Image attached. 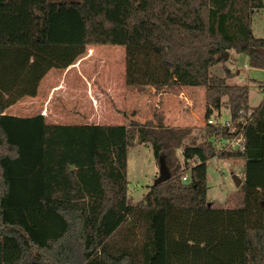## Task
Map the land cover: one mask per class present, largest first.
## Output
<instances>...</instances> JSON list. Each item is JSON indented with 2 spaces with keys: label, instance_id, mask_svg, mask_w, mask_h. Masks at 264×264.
<instances>
[{
  "label": "trees",
  "instance_id": "1",
  "mask_svg": "<svg viewBox=\"0 0 264 264\" xmlns=\"http://www.w3.org/2000/svg\"><path fill=\"white\" fill-rule=\"evenodd\" d=\"M263 7L262 0H0V264H264V83L250 107L248 86L228 83L229 68L222 77L210 71L231 51L264 70V37L251 30ZM95 45L125 47L128 86L166 87L174 71L187 74L183 82L204 89L216 122H205L198 142L186 127L4 113L34 97L49 70L67 69ZM237 130L243 149L219 148ZM134 141L148 144L170 173L137 203L126 176ZM213 157L243 161L242 207L207 201Z\"/></svg>",
  "mask_w": 264,
  "mask_h": 264
},
{
  "label": "rangeland",
  "instance_id": "2",
  "mask_svg": "<svg viewBox=\"0 0 264 264\" xmlns=\"http://www.w3.org/2000/svg\"><path fill=\"white\" fill-rule=\"evenodd\" d=\"M79 1V0H69ZM160 3H187L189 0H158ZM205 3L206 0H197ZM263 4H264V0ZM251 30L254 36L264 37V7L251 17ZM88 48L69 71H79L85 79L79 80L77 94L67 90L63 94L54 91L45 94L44 87L39 88L38 97H24L4 113L17 116H30L46 110V113L59 114L57 122L61 124H123L148 125L152 127L176 126L190 128L189 135L202 140V127L208 119H215L217 112L205 106L204 89L199 85L184 83V74L180 70L172 73L173 83L166 87L128 86L125 84V47L121 45H95ZM226 66L233 77L228 83L248 86V104L254 107L263 95L264 70L247 65V56L231 51L226 61L216 64L210 71L224 76ZM51 69L48 73L58 72ZM47 75V76H48ZM43 90V92H42ZM52 92V91H51ZM72 92V93H71ZM85 92L88 103H80L79 93ZM91 93V94H90ZM46 102L39 100L45 99ZM82 96V95H81ZM51 97V98H50ZM44 106V109H41ZM220 121L228 118V111L220 109ZM54 119V117H52ZM48 122H56L47 120ZM175 156L181 161L180 149ZM243 161L233 158L213 157L207 161L206 199L215 207H242L243 193L236 186L234 178L239 175ZM128 194L133 203H137L153 185L158 177V165L148 144L134 141L127 150ZM241 183V182H240ZM240 185V184H239Z\"/></svg>",
  "mask_w": 264,
  "mask_h": 264
},
{
  "label": "crops",
  "instance_id": "3",
  "mask_svg": "<svg viewBox=\"0 0 264 264\" xmlns=\"http://www.w3.org/2000/svg\"><path fill=\"white\" fill-rule=\"evenodd\" d=\"M89 48H93V47H89ZM68 69H69V67L67 69H64V70L59 69L60 71H58V72L50 73V76L48 75V73L50 71L49 70L44 75V77L41 79L39 86H38L37 94L34 96V98L38 97L39 88L41 85L44 87V91H45L46 95H49L50 93L52 94V93H54V91L55 92L58 91V93L60 92L63 94L67 90H71V91H73V94H77L80 87H76V86H77V84L79 85V82H80L79 80L85 79V76L79 71H69ZM42 92H43V90H42ZM86 94H85V92L79 93L80 96L77 97L75 99V101H77V99H78L80 103L87 104L88 98H87ZM46 98H49V96H46L45 99H43V100L38 99V102H41V101L46 102ZM40 107H41V109H44V106L40 105ZM39 113H42L44 115L46 121L49 119L56 121V122H49V123H57L58 124L57 120L59 117L61 118V116L59 114L46 113V110L45 111L41 110V112H39ZM52 117H54V119H52ZM59 124H61V123H59Z\"/></svg>",
  "mask_w": 264,
  "mask_h": 264
},
{
  "label": "built area",
  "instance_id": "4",
  "mask_svg": "<svg viewBox=\"0 0 264 264\" xmlns=\"http://www.w3.org/2000/svg\"><path fill=\"white\" fill-rule=\"evenodd\" d=\"M249 113H247V115H249ZM228 120V118H227ZM227 120L225 121H220L222 124L228 125ZM239 121L241 122L242 120L239 119ZM216 122L215 119H208L207 123L208 124H214ZM243 124L245 123V121H242ZM219 148H221L222 150H239L241 151L243 149V136L240 130H237L235 135L230 138V139H226V140H222L219 142ZM186 176L182 177V180H185Z\"/></svg>",
  "mask_w": 264,
  "mask_h": 264
},
{
  "label": "water",
  "instance_id": "5",
  "mask_svg": "<svg viewBox=\"0 0 264 264\" xmlns=\"http://www.w3.org/2000/svg\"><path fill=\"white\" fill-rule=\"evenodd\" d=\"M169 177H170V173H169L164 161L162 160V158H159V161H158V177L154 181L153 185L163 183L166 180H168ZM234 181H235L236 186H239L240 179L238 177H235Z\"/></svg>",
  "mask_w": 264,
  "mask_h": 264
}]
</instances>
